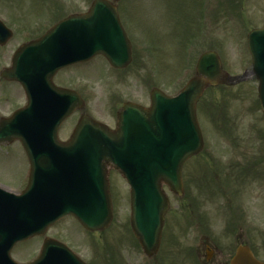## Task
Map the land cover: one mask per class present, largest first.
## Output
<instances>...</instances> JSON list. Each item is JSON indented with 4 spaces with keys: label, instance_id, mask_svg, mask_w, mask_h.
<instances>
[{
    "label": "rangeland",
    "instance_id": "obj_1",
    "mask_svg": "<svg viewBox=\"0 0 264 264\" xmlns=\"http://www.w3.org/2000/svg\"><path fill=\"white\" fill-rule=\"evenodd\" d=\"M91 1L0 0V19L13 31L10 43L0 48V68L9 65L12 51L19 44L33 37L28 33L41 32L40 25L53 19L86 11ZM200 1L202 6H199ZM116 5L120 19L127 22L126 29L130 33L131 64L123 70H111L103 58L95 57L84 66L62 71L55 78L57 84L76 89L81 94L83 112L109 126L113 125L115 112L124 99L145 104L152 87L166 94L176 93L192 74L199 54L207 49H214L232 74L248 68L246 32L258 26L264 16V0H119ZM205 19L208 26L205 24L202 28ZM197 25H200V32ZM256 84L250 78L242 84L211 87L204 91L196 106L202 129L203 155L190 161L187 169L198 159L208 161L209 167L218 164L220 168L226 167L230 161H241L242 164L245 161L248 165H251L248 162L260 161L251 170L248 168L249 182L242 187L240 201L246 203L247 210L239 215L244 228L239 233L264 261V116L256 101ZM3 87L5 89L0 88V116L9 115L12 109L24 104L19 89L8 84ZM79 115V111L74 112L61 125L60 139L68 138ZM26 168L24 152L18 141L0 146L1 182L16 186L23 181ZM200 174L210 176L206 170ZM108 179L113 218L107 228L86 232L73 218L65 217L45 234L68 245L87 264H158L164 252L168 259L169 253L175 251L170 247L173 244L176 248L171 241L173 236L181 251L189 250L197 243L196 233L186 229L189 220L181 213L182 198L167 193L169 208L165 214L161 252L157 259L147 260L134 245L129 232L127 186L115 171H109ZM186 182L185 193L191 189ZM194 182V186L198 184V180ZM221 184L226 187V183ZM229 194L232 196V192ZM206 195L202 193L201 197ZM213 199L215 197L207 199L211 202L208 205L204 200L207 203L202 211L208 214L206 221L210 222L212 238L223 249L221 258L225 259L231 248L233 250L234 238L222 225L229 216L227 209L222 214L224 210L219 204L222 201L227 204L225 199L216 200L215 204ZM35 245V241L29 246L19 245L12 253L13 259L21 261L32 257ZM26 246L28 252L24 253ZM175 262L196 264L190 258H178Z\"/></svg>",
    "mask_w": 264,
    "mask_h": 264
},
{
    "label": "water",
    "instance_id": "obj_2",
    "mask_svg": "<svg viewBox=\"0 0 264 264\" xmlns=\"http://www.w3.org/2000/svg\"><path fill=\"white\" fill-rule=\"evenodd\" d=\"M117 19L111 2L94 0L87 14L68 18L52 29L46 39L51 42L52 53L62 51L61 55L71 59L102 53L115 67H124L130 60V48ZM3 31L6 29L0 23V32ZM5 38L0 35V41ZM247 43L253 71L259 79L258 95L264 112V27L250 32ZM23 48L14 55L12 68L2 72L4 77L20 80L15 70ZM223 76L216 54H202L196 76L176 97L164 100L159 93L154 94L157 90L152 92L155 107L148 117L153 128L136 141L132 140L133 110L126 112L124 127L113 133L82 116L66 143H61L56 135L58 126L68 115L58 108L60 105L47 116L19 110L10 118L0 119V144L20 140L33 172L22 196L11 198L0 191V264H13L7 252L16 240L32 231H44L45 226L63 215H74L88 230L106 227L111 220L106 170L109 162L122 171L130 185L131 229L144 253L154 254L168 207L161 185L166 184L177 195L182 193L180 166L202 144L194 114L196 99L207 85L224 82ZM79 106L81 100L77 97L72 108ZM121 135L126 136L123 141ZM126 138L139 147L117 149L118 144L128 143ZM84 144L91 145V149L75 148ZM121 154H127L128 160L123 161ZM49 244L32 264H83L64 248L53 249ZM229 264L262 263L252 256L248 247L239 246Z\"/></svg>",
    "mask_w": 264,
    "mask_h": 264
},
{
    "label": "flooded vegetation",
    "instance_id": "obj_3",
    "mask_svg": "<svg viewBox=\"0 0 264 264\" xmlns=\"http://www.w3.org/2000/svg\"><path fill=\"white\" fill-rule=\"evenodd\" d=\"M29 35L32 34L33 37L29 38V39H34L36 37H39L42 33L40 32V30L38 31V33L34 32V33H28ZM35 36V37H34ZM28 39V40H29ZM10 41L7 43L9 44ZM5 89V88H3ZM197 164L195 165V167L193 168V166L189 169H187V171H183V173H185V177L188 178V182L190 185H194V180L197 179L198 173L200 171V169L202 168L200 164V162H196ZM196 193V188H194L193 186H191V191L190 194L192 196H188L186 197V199L183 201V207L185 208V210L188 208H191L193 206V203L190 202V200L194 199V194ZM233 200H235V209L237 211L240 212V214H242L243 212L246 211V206H245V202H241V198H234ZM199 206H197V215L198 212L201 210L202 205L203 204H198ZM200 209V210H199ZM190 213H193L192 210H190ZM201 221V220H200ZM200 221H198L195 224V227L197 229L198 233V241L196 243V245L194 246V251L196 252L197 258L200 262V264H226V262L228 261V259H223L221 258L222 254H223V249L215 246L213 244V241L211 239V237L206 233H204V229L200 228L202 227ZM207 227H209V225H207ZM239 230H241V228H239ZM43 239L40 238V241H42ZM39 241V242H40Z\"/></svg>",
    "mask_w": 264,
    "mask_h": 264
}]
</instances>
